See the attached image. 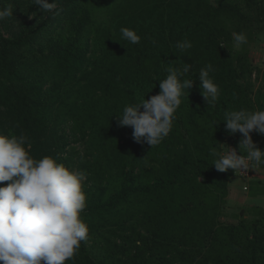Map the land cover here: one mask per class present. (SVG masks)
I'll return each mask as SVG.
<instances>
[{
    "label": "trees",
    "instance_id": "1",
    "mask_svg": "<svg viewBox=\"0 0 264 264\" xmlns=\"http://www.w3.org/2000/svg\"><path fill=\"white\" fill-rule=\"evenodd\" d=\"M66 1L67 37H45L43 24L16 38H0V133L24 134L33 157L52 155L66 166L69 140L64 128L71 121L72 130L86 137L89 150H105L122 164L133 160L140 173L129 174L131 181L124 180L113 193L108 186L83 185L86 207L80 215L89 238L65 264H264L263 219L238 226L220 221L235 173L212 165L210 149L221 151L228 133L222 115L203 111L199 87V71L217 63L206 54L214 36L198 28L173 43L171 69L191 64L184 78L194 77L196 82L189 102L176 110L169 134L151 148L134 142L133 129L119 126L118 116L126 105L138 102L134 91L124 86L125 77L149 78L160 64L163 52L156 57L146 50L158 43L142 32L141 15L163 0ZM201 6L206 8L202 21L210 27L209 17L218 10ZM137 11L140 14L134 15ZM121 28L136 31L143 40L130 43L122 38ZM182 41L192 47L177 48ZM38 42L45 46L34 62L29 55ZM46 48L50 53L44 55ZM89 48L98 56L90 55ZM61 106L65 111L58 110ZM118 133L130 139L121 144ZM253 141L264 150V136L255 135ZM90 172L95 182V168ZM251 177H257L256 171ZM254 209L262 212L259 206Z\"/></svg>",
    "mask_w": 264,
    "mask_h": 264
},
{
    "label": "rangeland",
    "instance_id": "2",
    "mask_svg": "<svg viewBox=\"0 0 264 264\" xmlns=\"http://www.w3.org/2000/svg\"><path fill=\"white\" fill-rule=\"evenodd\" d=\"M194 1L163 0L149 10L147 15H141L145 19L142 32L148 35L152 41L158 43L146 50L157 55L156 57L161 52H163V55L159 59L160 64L154 68L149 78H144L141 75H128L125 77L124 86L134 91L138 101L159 94L160 80L167 77L168 70L171 68L173 43L188 32L200 28L214 36L208 42L211 48L206 51V54H211V59L217 62L212 67L213 71L210 72V77L218 85L220 92L218 100L212 105H208L204 99V103L201 105L203 111L206 110L211 115H222L224 118L225 112L229 111L240 109L249 111L264 110V0ZM49 2H52V0H49ZM66 3V0H57V9L54 12H41L39 6L34 5V0H0V8L12 7L14 12L12 17L0 21V38H16L24 33H30L43 24L47 25L42 33L45 37H52L55 41H59L62 36L67 37L69 32L63 30L66 23L68 25L69 18V14L67 15L69 9L65 8ZM205 4H208L210 9L218 10L217 13H213L212 17H209L212 11L208 12V17L211 18V20H208L210 21V27L202 21V17L206 16L203 9L206 8L201 5ZM139 14L138 11L134 13V15ZM53 30H56V32L50 35L49 33ZM234 33L245 34L247 43L236 46L233 41ZM204 36H206V33H204ZM140 40H143L142 35H140ZM205 40L207 41L206 38ZM43 43L38 42L34 45V51L29 55V60L34 62L40 60L43 55L41 49L45 46L42 45ZM43 53L46 55L50 52L46 48ZM89 54L98 56L99 52L89 48ZM218 55H221L219 60ZM207 59H209V56ZM209 62L207 61V64ZM181 79L192 80L194 82L193 86L196 82L194 77H182ZM183 93L181 104L189 102L193 87L190 90L184 89ZM58 110L65 111L62 106ZM141 110L143 111V109ZM66 112L79 118L70 111V108H66ZM63 122L65 125L66 122ZM67 123L64 128L69 140L66 148L68 151L66 167L85 173L86 179L83 185L95 183L99 187L108 186L113 193L120 188L124 180H130L129 174L137 176L140 173L133 160H127L122 164L120 161V163L116 162V159L111 160L112 155L105 154V150H89L86 137H80L81 134L79 136L77 131L72 130L71 121ZM223 124L225 126V122ZM73 132H76V137L72 134ZM117 135V140L121 144L124 140L130 139L128 134L118 133ZM255 135L258 134L253 132V139ZM240 139L239 133L234 136L228 134L222 143L221 151L227 150L226 145L238 149ZM42 151L41 148L37 150L39 153ZM110 151L115 154L114 150ZM89 153L90 155H88ZM115 157H117L116 154ZM94 160L99 163L98 166H96ZM146 166V171H149L151 167ZM93 167L96 170L95 182H93L90 172V168ZM255 171L257 177L253 178L251 174ZM234 173V179L231 178L228 183V195L221 211V223L238 226L243 221L251 223L253 220L263 219L262 227L264 228V166L255 169L250 168L247 174L239 171L237 173L234 171ZM7 184L8 182L0 183V187ZM253 193L258 196L252 197ZM258 206L262 208L261 213H257L259 211L254 209ZM141 232L145 234L143 230ZM126 233L130 234V231ZM244 238L245 234H241V240H244ZM262 246L264 247V238Z\"/></svg>",
    "mask_w": 264,
    "mask_h": 264
},
{
    "label": "clouds",
    "instance_id": "3",
    "mask_svg": "<svg viewBox=\"0 0 264 264\" xmlns=\"http://www.w3.org/2000/svg\"><path fill=\"white\" fill-rule=\"evenodd\" d=\"M41 12H54L57 0H34ZM12 7L0 8V21L13 16ZM122 38L132 44L140 41L136 31L121 28ZM236 46L247 43L243 33H234ZM177 48H191L188 41ZM223 47V45H221ZM191 64L169 69L160 80L159 94L124 107L118 116L121 127H131L132 139L153 148L172 129L174 114L181 105L184 89L193 81L181 79L191 70ZM209 64L199 71L200 89L205 102L214 104L220 95L218 85L210 77ZM143 109V111L141 110ZM229 135L240 134L237 148L226 151L210 149L216 170L247 174L264 166V150L253 141L252 133L264 136V110L240 109L225 112L222 120ZM31 143L26 135L0 133V262L2 264H65L71 260L82 241L89 238V227L81 219L86 207L83 171H75L58 163L54 157L39 159L30 154ZM246 190V189H245Z\"/></svg>",
    "mask_w": 264,
    "mask_h": 264
},
{
    "label": "crops",
    "instance_id": "4",
    "mask_svg": "<svg viewBox=\"0 0 264 264\" xmlns=\"http://www.w3.org/2000/svg\"><path fill=\"white\" fill-rule=\"evenodd\" d=\"M234 179V178H233ZM252 199H255V198H252Z\"/></svg>",
    "mask_w": 264,
    "mask_h": 264
}]
</instances>
